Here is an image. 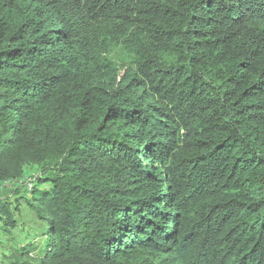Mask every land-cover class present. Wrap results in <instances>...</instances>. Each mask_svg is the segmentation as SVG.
Wrapping results in <instances>:
<instances>
[{"label": "trees", "instance_id": "1", "mask_svg": "<svg viewBox=\"0 0 264 264\" xmlns=\"http://www.w3.org/2000/svg\"><path fill=\"white\" fill-rule=\"evenodd\" d=\"M28 167L30 264H264V0H0V186Z\"/></svg>", "mask_w": 264, "mask_h": 264}, {"label": "rangeland", "instance_id": "2", "mask_svg": "<svg viewBox=\"0 0 264 264\" xmlns=\"http://www.w3.org/2000/svg\"><path fill=\"white\" fill-rule=\"evenodd\" d=\"M110 58L118 65L128 60L120 47H116L110 53ZM35 173V168L28 167L22 179L17 182L2 184L0 186V198L14 200L16 197L24 196L25 187H28L29 180L33 179V176L36 175ZM21 209V212L15 217L16 221H18L17 228L9 236L0 234V264H11L14 262L33 263L43 248V241L37 236L38 228H40L42 223L27 210L25 205H22ZM20 247H26L27 252L30 251L28 253L26 251L21 252L19 251Z\"/></svg>", "mask_w": 264, "mask_h": 264}, {"label": "built area", "instance_id": "3", "mask_svg": "<svg viewBox=\"0 0 264 264\" xmlns=\"http://www.w3.org/2000/svg\"><path fill=\"white\" fill-rule=\"evenodd\" d=\"M31 180H32V179L29 180V181H30L29 184H28L29 187L32 186V181H31Z\"/></svg>", "mask_w": 264, "mask_h": 264}]
</instances>
